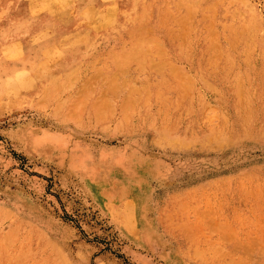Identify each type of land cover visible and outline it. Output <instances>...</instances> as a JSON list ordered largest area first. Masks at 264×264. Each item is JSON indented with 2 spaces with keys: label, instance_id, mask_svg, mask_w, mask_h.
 Instances as JSON below:
<instances>
[{
  "label": "rangeland",
  "instance_id": "374dc122",
  "mask_svg": "<svg viewBox=\"0 0 264 264\" xmlns=\"http://www.w3.org/2000/svg\"><path fill=\"white\" fill-rule=\"evenodd\" d=\"M263 59L264 0H0V264H264Z\"/></svg>",
  "mask_w": 264,
  "mask_h": 264
},
{
  "label": "bare ground",
  "instance_id": "6f19581e",
  "mask_svg": "<svg viewBox=\"0 0 264 264\" xmlns=\"http://www.w3.org/2000/svg\"><path fill=\"white\" fill-rule=\"evenodd\" d=\"M34 3V2H33ZM203 3V2H202ZM219 4V3H218ZM182 6V4H181ZM34 9V8H33ZM66 9V8H65ZM34 11V10H33ZM36 14V13H35ZM204 14V13H203ZM108 15V14H107ZM34 16V15H33ZM185 16V15H184ZM239 16V15H238ZM131 19V18H130ZM242 19V18H241ZM111 21V20H110ZM113 21V20H112ZM94 23V22H93ZM173 23V22H172ZM189 23V22H188ZM93 26V25H92ZM258 26V25H257ZM117 27V26H116ZM95 28V27H94ZM111 29V28H110ZM147 29V28H146ZM204 31V30H203ZM239 31V30H238ZM143 32V31H142ZM195 32V31H194ZM223 32V31H222ZM144 33V32H143ZM121 35V34H120ZM247 37V36H246ZM197 38V37H196ZM263 39V38H262ZM262 41V40H261ZM58 43V42H57ZM87 45V44H86ZM141 46V45H140ZM230 46V45H229ZM254 48V47H253ZM39 49V48H38ZM67 50V49H65ZM143 52V51H142ZM157 52V51H156ZM179 52V51H178ZM92 54V53H91ZM128 57V56H127ZM227 59V58H226ZM230 60V59H229ZM264 60V59H263ZM20 61V60H19ZM118 61V60H117ZM217 62V61H216ZM228 62V61H227ZM232 62V61H231ZM13 67V66H12ZM19 67V66H18ZM67 67V66H66ZM20 69V68H19ZM222 69V68H221ZM71 72V71H70ZM210 73V72H209ZM35 75V74H34ZM155 77V76H154ZM153 77V78H154ZM161 78V77H160ZM118 81V80H117ZM40 84V83H39ZM163 85V84H162ZM163 87V86H162ZM112 88V87H111ZM236 88V87H235ZM20 91V90H19ZM168 92V91H167ZM167 96V95H166ZM137 100V99H136ZM166 100V99H165ZM199 100V99H198ZM127 106V105H126ZM167 109V108H166ZM136 110V109H135ZM244 111V110H243ZM203 113V112H202ZM107 114V113H106ZM184 119V118H183ZM143 120V119H142ZM203 121V120H202ZM153 124V123H152ZM193 124V123H192ZM202 129V128H201ZM133 216V214H132ZM126 221V220H125ZM203 251V250H202ZM197 253V252H196ZM200 254V253H199ZM198 254V255H199Z\"/></svg>",
  "mask_w": 264,
  "mask_h": 264
}]
</instances>
